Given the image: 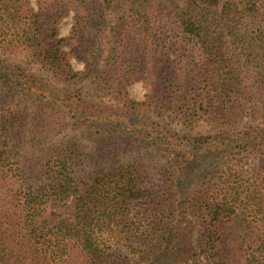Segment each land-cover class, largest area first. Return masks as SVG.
I'll use <instances>...</instances> for the list:
<instances>
[{
	"label": "trees",
	"instance_id": "1",
	"mask_svg": "<svg viewBox=\"0 0 264 264\" xmlns=\"http://www.w3.org/2000/svg\"><path fill=\"white\" fill-rule=\"evenodd\" d=\"M0 264H264V0H0Z\"/></svg>",
	"mask_w": 264,
	"mask_h": 264
},
{
	"label": "rangeland",
	"instance_id": "2",
	"mask_svg": "<svg viewBox=\"0 0 264 264\" xmlns=\"http://www.w3.org/2000/svg\"><path fill=\"white\" fill-rule=\"evenodd\" d=\"M72 27L73 14L69 13L59 23V37L61 39H67L71 37ZM98 35L99 33L94 28L89 27L84 35V38L85 40L89 39L91 41L93 40L92 38H94L95 36L98 37ZM83 42H75L74 44L66 48L69 63L76 72H82L84 67L83 62L80 59V47L83 46ZM128 93L131 100L136 102H142L147 95V87L142 82H135L129 87Z\"/></svg>",
	"mask_w": 264,
	"mask_h": 264
}]
</instances>
